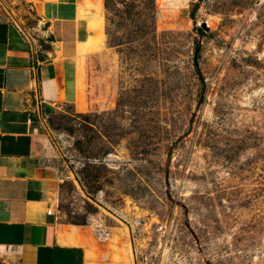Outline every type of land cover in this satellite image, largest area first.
<instances>
[{"label": "rangeland", "instance_id": "374dc122", "mask_svg": "<svg viewBox=\"0 0 264 264\" xmlns=\"http://www.w3.org/2000/svg\"><path fill=\"white\" fill-rule=\"evenodd\" d=\"M104 4L106 48L45 120L88 264H264V0Z\"/></svg>", "mask_w": 264, "mask_h": 264}, {"label": "crops", "instance_id": "0c3cea01", "mask_svg": "<svg viewBox=\"0 0 264 264\" xmlns=\"http://www.w3.org/2000/svg\"><path fill=\"white\" fill-rule=\"evenodd\" d=\"M106 44L104 0H0V264H88L100 248L61 218L45 120L78 98L81 61Z\"/></svg>", "mask_w": 264, "mask_h": 264}, {"label": "trees", "instance_id": "16d2710c", "mask_svg": "<svg viewBox=\"0 0 264 264\" xmlns=\"http://www.w3.org/2000/svg\"><path fill=\"white\" fill-rule=\"evenodd\" d=\"M201 51H202V43H201V40H197L196 47H195L194 64H195L197 73L199 74L202 82L205 84L204 78H203V75H202V71H201V68H200ZM83 224H85V223H83Z\"/></svg>", "mask_w": 264, "mask_h": 264}, {"label": "built area", "instance_id": "2783aa9c", "mask_svg": "<svg viewBox=\"0 0 264 264\" xmlns=\"http://www.w3.org/2000/svg\"><path fill=\"white\" fill-rule=\"evenodd\" d=\"M41 102H42L41 100H40V101H38V104H40V105H41Z\"/></svg>", "mask_w": 264, "mask_h": 264}, {"label": "bare ground", "instance_id": "6f19581e", "mask_svg": "<svg viewBox=\"0 0 264 264\" xmlns=\"http://www.w3.org/2000/svg\"><path fill=\"white\" fill-rule=\"evenodd\" d=\"M132 230V229H131ZM131 244V243H130ZM131 247V246H130ZM135 249V248H134ZM131 250V249H130ZM132 253V252H131ZM134 258V257H133ZM134 260V259H133ZM136 260V259H135Z\"/></svg>", "mask_w": 264, "mask_h": 264}]
</instances>
